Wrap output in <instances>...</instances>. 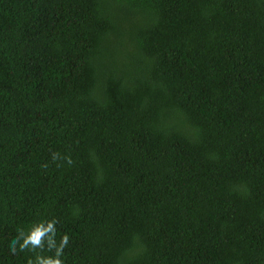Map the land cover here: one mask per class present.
<instances>
[{"label":"trees","instance_id":"16d2710c","mask_svg":"<svg viewBox=\"0 0 264 264\" xmlns=\"http://www.w3.org/2000/svg\"><path fill=\"white\" fill-rule=\"evenodd\" d=\"M63 233V264H264V0H0V264Z\"/></svg>","mask_w":264,"mask_h":264},{"label":"clouds","instance_id":"9594fccd","mask_svg":"<svg viewBox=\"0 0 264 264\" xmlns=\"http://www.w3.org/2000/svg\"><path fill=\"white\" fill-rule=\"evenodd\" d=\"M59 156V153H53L52 159L56 160ZM65 159L68 160V163L70 164L71 158L65 157ZM55 219L48 220L46 223H38L27 231L26 234L23 233V230L18 229V235L16 237H13V239L10 242V249L11 251L15 252L16 248L14 245L17 244L19 241V248L21 250L32 247L35 248L36 246L43 247L42 244V238H45L48 247L50 248L53 240L55 239ZM69 236L67 233H63L60 237L59 244L55 248V255L53 257H36L35 264H63L62 259L60 258L63 252V249L68 244ZM28 264H34V262L29 259Z\"/></svg>","mask_w":264,"mask_h":264}]
</instances>
